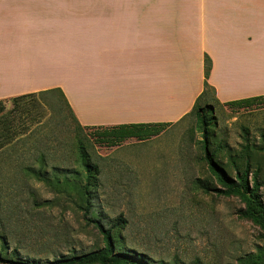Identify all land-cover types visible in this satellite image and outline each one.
<instances>
[{
	"label": "rangeland",
	"instance_id": "1",
	"mask_svg": "<svg viewBox=\"0 0 264 264\" xmlns=\"http://www.w3.org/2000/svg\"><path fill=\"white\" fill-rule=\"evenodd\" d=\"M51 98L43 105L5 100L0 111V136L11 130L14 138L0 151V233L21 256L43 262L104 245L84 210L23 170L40 151L50 165L74 169L78 132L98 165L95 214L107 227L119 216L127 221L121 240L131 252L161 264H242L240 258L264 245L259 226L240 217V198L205 191L198 181L211 176L195 114L149 140L114 145L101 129L80 130L64 99ZM209 102L218 142L240 149L246 136L262 141L264 99L242 108Z\"/></svg>",
	"mask_w": 264,
	"mask_h": 264
},
{
	"label": "crops",
	"instance_id": "2",
	"mask_svg": "<svg viewBox=\"0 0 264 264\" xmlns=\"http://www.w3.org/2000/svg\"><path fill=\"white\" fill-rule=\"evenodd\" d=\"M206 54L218 102L264 95V0H0V99L59 88L83 126L179 122Z\"/></svg>",
	"mask_w": 264,
	"mask_h": 264
},
{
	"label": "trees",
	"instance_id": "3",
	"mask_svg": "<svg viewBox=\"0 0 264 264\" xmlns=\"http://www.w3.org/2000/svg\"><path fill=\"white\" fill-rule=\"evenodd\" d=\"M212 68V60L209 55L205 56V89L196 100L193 109L186 115L195 114L197 126L204 138L201 147L204 150V160L207 162L211 179L198 180L205 191L214 192L223 196H236L243 202L244 207L239 210L242 218L252 221L259 226L264 235V197L261 188L264 182L261 173L264 166V134L261 142H253L250 137L244 138L240 149H232L228 144L218 142L213 133L212 104L209 102L212 87L207 78ZM59 94L67 105L70 114L81 129H101L105 139L111 140L112 144H121L123 141L136 138L141 141L149 140L160 135L169 126V122L158 123H132L115 126L81 125L64 94L59 88L48 89L38 92L25 93L8 99H0V111L3 109L5 100H27L43 105V99L50 101L51 96ZM264 95L232 100L224 104L229 107H250L260 104ZM185 116V117H186ZM184 117V118H185ZM44 114L40 113L36 123L42 122ZM11 130L0 136V151L14 138ZM76 135L77 166L74 169H61L60 165H50L46 158V152H38L35 164L23 166L27 175H31L37 181L42 182L49 188L59 192L74 202L82 210L88 221L92 222L99 230L104 241L100 248L83 253L70 252L66 255L54 257L51 260L41 261L39 258L21 256L18 248H10L7 235L0 233V264H161L152 259H147L143 254H135L121 240V229L127 221L119 216L110 226L100 220L95 214V198L98 184V165L92 159L87 149L85 136ZM46 200L43 203H50ZM242 264H264V245L258 246L256 252L249 253L240 258ZM195 264H200L199 262Z\"/></svg>",
	"mask_w": 264,
	"mask_h": 264
}]
</instances>
